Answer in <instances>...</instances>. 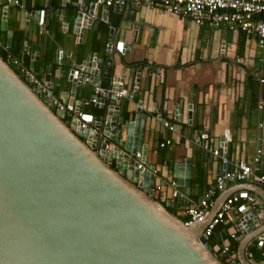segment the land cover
I'll use <instances>...</instances> for the list:
<instances>
[{
  "label": "water",
  "instance_id": "obj_1",
  "mask_svg": "<svg viewBox=\"0 0 264 264\" xmlns=\"http://www.w3.org/2000/svg\"><path fill=\"white\" fill-rule=\"evenodd\" d=\"M83 16L76 13L75 33L85 26ZM6 26L4 14L1 29L10 47L12 32ZM56 63L57 83L71 85L70 109L88 102L74 101L77 88L89 83L85 78L101 85L99 75L113 74L96 54L80 65H67L58 52ZM43 75L54 90L48 73ZM116 79L123 81L112 75ZM111 89L93 105L101 114L84 115L89 126L76 129L0 56V264H222L202 232L227 195L218 197L203 222L191 224L175 213L174 203L155 199L153 174L140 173L132 158L140 152L145 163L146 115L137 109L133 119L120 116L121 98L114 92L124 88ZM106 139L114 143L112 150L106 149ZM185 165L186 176L177 168L173 175L184 205L190 194V160ZM257 199L263 207V197ZM262 216L264 211H256L240 218L243 236L234 264H257L245 251L253 245L250 240L264 241V228L258 227L254 236L244 231L255 230L248 221L262 222Z\"/></svg>",
  "mask_w": 264,
  "mask_h": 264
},
{
  "label": "crops",
  "instance_id": "obj_2",
  "mask_svg": "<svg viewBox=\"0 0 264 264\" xmlns=\"http://www.w3.org/2000/svg\"><path fill=\"white\" fill-rule=\"evenodd\" d=\"M17 1L18 5L0 0V48L6 51L13 43L12 40L11 46H7V32L1 29L5 14L6 30L12 32V37L22 35L19 59L22 65L30 69L33 62L35 77L45 84L43 74L48 73L50 84H55L51 90L53 96L68 108L71 85L57 83L56 54L59 52L66 57L67 65L70 62L80 65L90 54L110 63L112 75L123 81H112L111 74L99 75L101 85L104 88L120 84L124 89L126 87L127 96L121 101L120 116L133 119L138 106L142 107L146 115L145 165L159 168L157 182L167 193L164 202L170 199L167 182L178 180L173 177L174 169L186 176L188 168L185 164L190 160V194L186 196V205L181 199L175 202L177 215L196 204L225 168L220 158L203 151L196 139L210 141L219 148L229 159L227 169L237 160H249L257 149H261V171L264 173V112L258 109V104L264 102V82L259 81V78L264 79V65L260 62L264 53L254 38L240 31L196 25L188 19L137 3L123 4L121 8L99 6L95 13L96 5L87 0H70L66 6L62 5V0ZM89 10H92L90 16ZM78 11L88 16L84 20L85 26L75 33ZM40 22L47 33H39ZM92 93L91 84L79 87L74 101L89 100ZM76 110L74 105L72 116ZM80 110L85 115L99 116L92 104H81ZM161 119L173 124V133H167ZM164 133L170 135L172 144L159 148ZM106 141L114 144L109 139ZM195 158L205 174L204 184L200 187L191 183ZM223 194L240 196L223 223L229 226L227 234L235 233V241H238L243 235L237 219L245 213L264 211V206L252 205L244 198L264 199L263 186L255 179H248L227 184L223 192L217 193L216 200ZM190 195L196 197L195 202ZM248 223L255 230H245L246 236H254L260 230L258 227L264 228V221L249 220ZM250 243L253 245H248L245 252L254 249L256 263H263L264 241L255 238Z\"/></svg>",
  "mask_w": 264,
  "mask_h": 264
},
{
  "label": "built area",
  "instance_id": "obj_3",
  "mask_svg": "<svg viewBox=\"0 0 264 264\" xmlns=\"http://www.w3.org/2000/svg\"><path fill=\"white\" fill-rule=\"evenodd\" d=\"M93 4L102 7L119 6L123 4L137 3L142 4L151 9H160L165 13L172 14L175 16L182 17L192 21L196 25H206L212 29L226 28L229 31H240L248 37L254 38L258 48L264 53V0H87ZM7 2H13L18 5L17 0H7ZM70 1H67V3ZM39 33H47L44 29V25L39 23ZM6 62L13 64L16 72L32 86L38 96L42 99H46L47 105L56 113L63 114V121L69 125L74 126L76 129H85L89 126V121L82 120L85 115L80 108L71 115V109L66 106L64 102L53 96L51 89L46 86L45 83L38 80L33 71L26 68L22 63L15 59L12 55L7 54ZM264 65V57L260 60ZM105 66L109 67L110 63H104ZM84 81H88L93 87V93L91 98L85 104H98L99 99L107 97L112 92L111 88H104L97 81H90L89 78H85ZM260 83L264 82L263 78H259ZM116 97L124 99L127 96L126 90L121 89L118 92H114ZM81 105V103H80ZM84 105V104H83ZM258 109L264 112V102L258 104ZM138 113L143 114V109L138 106ZM161 124L167 133L174 132L173 124L167 119H161ZM263 127V124H260ZM167 133L162 135V141L159 144V148H164L171 145V138ZM195 142L200 146L203 151L211 153L213 156L220 158L221 163L224 165L223 171L216 177L214 184L209 185L203 192L202 197L196 204L186 207L183 210L182 216L186 218L185 224L201 223L209 215V212L216 204L217 193L223 192L227 184L239 183L248 179L257 180L264 190V173L261 171L262 162V150L257 149L255 154L247 161L237 160L231 164V168L227 169V165L230 163L227 156L222 151L215 147L210 141H200L198 139ZM222 143L225 144L224 141ZM221 144L224 148L225 145ZM224 145V146H223ZM114 145L107 142L106 149L112 150ZM136 163V169L140 173L150 171L154 176V192L160 198H166L167 193L164 186L157 182L159 176V168L149 170V167L141 161L142 155L140 152H136L132 156ZM111 164H114V160H111ZM170 189L171 203L180 201V197L183 195L181 192L178 180L170 179L168 182ZM248 203L252 205L258 204L256 197L249 196L244 198ZM240 200L239 195L228 196L220 204L219 209L210 219L208 224L205 226L202 236L208 240L215 228L226 222V215L232 212L234 205ZM166 202V201H165ZM245 215V214H244ZM244 215L240 216L242 218ZM239 219L238 224H239ZM237 224V226H238ZM239 229V228H238ZM264 238V233L261 234ZM230 238L235 240L236 234H230ZM228 252H231L228 245H225L221 251L220 256H226ZM249 259H253L251 252L246 253ZM261 256L264 257V251L261 252ZM235 260V259H234ZM234 260L230 264H234Z\"/></svg>",
  "mask_w": 264,
  "mask_h": 264
},
{
  "label": "trees",
  "instance_id": "obj_4",
  "mask_svg": "<svg viewBox=\"0 0 264 264\" xmlns=\"http://www.w3.org/2000/svg\"><path fill=\"white\" fill-rule=\"evenodd\" d=\"M13 43L11 48H8V50L4 51L0 48V56L6 60V56L7 54L12 55L15 59L19 60L21 57L20 55V48L22 47V35L21 34H17V35H13L12 37ZM20 61V60H19ZM23 64L25 65L26 62L24 61ZM96 114H101L100 111L96 110ZM205 179V174L202 170V168L199 166V164L197 163V159L195 158L194 161V166H193V180L191 181L192 185H197L198 187H200L201 185L204 184V180ZM191 200L192 201H196V197H193L192 195H190ZM155 199H157L158 201H160L161 203H164V200L162 198H160L158 195H155ZM178 216L185 222L186 218L183 217L182 215H180L178 213ZM228 225V224H227ZM229 226H226V224H220L218 225L212 236L207 240L208 243L211 245V247L213 248V250L215 251L216 256L219 258V260L222 262V264H230L236 256V250H237V246H238V241H235L233 239L230 238V235H228L226 230H228ZM225 241H227V244L231 250V252H228V254L226 256H220V251L221 249L225 246ZM252 254H254V249L249 250ZM262 257V256H261ZM253 259L255 261L256 258ZM262 259L264 260V257H262ZM261 259V261H263ZM258 261V262H261Z\"/></svg>",
  "mask_w": 264,
  "mask_h": 264
},
{
  "label": "flooded vegetation",
  "instance_id": "obj_5",
  "mask_svg": "<svg viewBox=\"0 0 264 264\" xmlns=\"http://www.w3.org/2000/svg\"><path fill=\"white\" fill-rule=\"evenodd\" d=\"M112 165H114V164H112Z\"/></svg>",
  "mask_w": 264,
  "mask_h": 264
}]
</instances>
